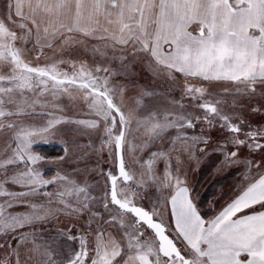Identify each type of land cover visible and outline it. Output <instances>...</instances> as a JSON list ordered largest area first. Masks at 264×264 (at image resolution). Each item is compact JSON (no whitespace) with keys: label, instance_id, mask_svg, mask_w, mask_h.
I'll return each instance as SVG.
<instances>
[{"label":"snow or ice","instance_id":"6c2138e0","mask_svg":"<svg viewBox=\"0 0 264 264\" xmlns=\"http://www.w3.org/2000/svg\"><path fill=\"white\" fill-rule=\"evenodd\" d=\"M0 264H264V0H0Z\"/></svg>","mask_w":264,"mask_h":264},{"label":"rangeland","instance_id":"374dc122","mask_svg":"<svg viewBox=\"0 0 264 264\" xmlns=\"http://www.w3.org/2000/svg\"><path fill=\"white\" fill-rule=\"evenodd\" d=\"M61 137L54 136L48 141L35 145L34 150L40 152L48 158H58L63 155V145L60 142ZM46 168L54 169L55 164L43 165ZM215 165L212 160L205 161L200 170L195 173L194 178L198 181V187L205 198H210L215 191L221 186H227L232 182V175L228 173H221L217 175L214 171ZM46 175L54 174L53 171H48Z\"/></svg>","mask_w":264,"mask_h":264}]
</instances>
